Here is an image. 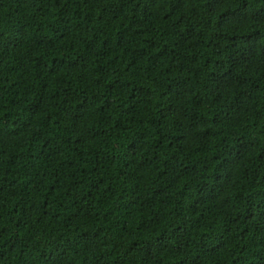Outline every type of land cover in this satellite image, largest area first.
Wrapping results in <instances>:
<instances>
[{
  "label": "trees",
  "instance_id": "obj_1",
  "mask_svg": "<svg viewBox=\"0 0 264 264\" xmlns=\"http://www.w3.org/2000/svg\"><path fill=\"white\" fill-rule=\"evenodd\" d=\"M0 264H264V0H0Z\"/></svg>",
  "mask_w": 264,
  "mask_h": 264
}]
</instances>
